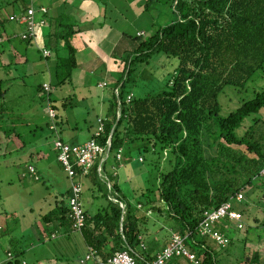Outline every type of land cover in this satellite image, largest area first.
<instances>
[{"label": "trees", "instance_id": "trees-1", "mask_svg": "<svg viewBox=\"0 0 264 264\" xmlns=\"http://www.w3.org/2000/svg\"><path fill=\"white\" fill-rule=\"evenodd\" d=\"M39 1L12 2L18 9L13 14L16 17L28 14L31 8L37 11L36 35L23 38V32L4 33L6 19L0 18L4 30L0 32L1 45L15 38L29 47L37 45L41 27L52 21L49 8ZM155 3L168 6L174 17L136 51L126 53L100 137V143L107 145L114 133L110 156L113 153L116 160L120 150L124 158L138 155L139 160L143 158L141 162L152 155L151 172L159 170L155 189H142L141 197L132 200L114 183L115 202L109 198L108 184L100 177L98 162L91 173L97 178L96 185L105 191L107 203L92 217L86 210L84 234L106 263L117 252L128 249L141 264H151L159 252L156 254L157 247L151 245V249L144 250L143 235L152 211L167 217L165 225L170 232L188 236L187 245L196 261L179 256L175 264H264L260 250L247 254L244 248L240 255L233 252L235 240L230 232L236 224L229 219L213 229L225 235L226 243L213 238L212 232L203 233L206 213L228 201L242 213L248 232L264 225V85L250 88L258 78H264V0H149L146 11ZM44 7L47 12L42 11ZM68 11L56 18L55 43L48 33L47 45H55L57 58L53 83H47L50 90L45 89V83L38 87L39 93L46 94L47 107L56 112L51 118L57 127L62 118L52 98L53 85L62 89L71 84L79 65L73 36L80 30ZM9 20L26 30L27 23L17 18ZM13 50L18 55L20 48ZM3 52L0 50L1 62ZM161 53L178 60L167 87L138 93V73ZM43 55L51 54L45 55L43 50ZM228 92L238 99L237 107L230 111L222 103ZM7 93L1 90L0 96ZM69 99L73 97L63 98L64 107L70 104ZM14 133L19 147H23L21 135H10ZM10 135L7 143L13 140ZM241 193L246 197L238 200ZM121 203L126 204L125 209ZM60 206L62 210L55 215H46L47 222L60 220L73 226L69 204L62 200ZM91 223L94 227L89 229ZM7 254L8 260L0 264H27L18 258V248H10Z\"/></svg>", "mask_w": 264, "mask_h": 264}, {"label": "crops", "instance_id": "crops-1", "mask_svg": "<svg viewBox=\"0 0 264 264\" xmlns=\"http://www.w3.org/2000/svg\"><path fill=\"white\" fill-rule=\"evenodd\" d=\"M116 1L118 0L39 1L49 8V17L52 19L51 25L49 24L41 27L36 45L38 50L41 51L43 58L46 59V68L49 70L51 81L54 78L57 58L54 56L56 49L53 47L55 45L53 44L52 47H48L47 45L50 40L48 33L50 36H53L52 40L53 43H55L56 38L54 37V33L56 31V18L64 13L66 9H69L68 12L72 14L71 19L77 21L76 28L80 30L79 33L73 36V43L77 48L79 65L74 71L71 85L82 89L84 86L88 85L89 80L97 76V85L101 88H105L111 85L112 80H115V82L118 80L123 70V60L126 57V53L136 51L141 43L155 33L157 31L155 29L159 28L157 26L159 10L156 12L157 15L154 11L155 4L159 3H155L153 7L151 6L149 10L150 13L147 15L149 17L148 25L155 28L152 33L148 34L146 30L138 29V25L136 24V20L143 21V19L140 20L139 18L143 17L144 13L148 11H145L141 17L137 14L135 15L136 17H130L126 15L124 10L118 5L119 1L118 3ZM140 1L141 0H124V3L133 10L132 6ZM142 5L144 4H141V6ZM140 11L143 12L144 9ZM13 14L14 12L10 17ZM173 17L166 18L163 23L166 24L168 21H171ZM15 29L18 31V34L24 31L21 25H16ZM4 48L3 45V48H0V50L2 51ZM29 48L28 45L24 48L22 46V49L25 50H29ZM43 50H50L51 55L45 57L43 55ZM25 54L26 53L20 57L18 53V67H20L19 65L21 64H28L30 62V57H28V54ZM27 57L28 59H26ZM23 76L18 69V77L22 78ZM26 80V78H22V81L18 82V90L19 85L26 83ZM47 83L48 82H45V84ZM114 90L113 87L111 92H106L99 97V106H101V110L96 119L91 122L84 120L85 123L83 125L87 128L88 134L84 132L82 125L77 122L76 124H71L69 119H62V124L57 127V130H54L51 128L54 122L50 116L51 121L49 123V129L54 136L52 147L55 150L53 152L54 154H50L49 151H34L23 155L27 161L22 163L24 167L19 168L21 173H19L18 177V239H11L10 241L18 242V258H22L27 264H71V257L79 258L81 264H109V262L106 263L104 261L102 253L89 243L84 231H75L71 223L66 224L60 220L48 223V217L46 215L49 213L55 215V212L61 211L62 207L60 205L62 200H66V204H69L68 200L71 195V184L67 183V185H61V176L65 178V176L68 177V175L58 159L55 140L60 137L74 144L88 142L98 127V120L100 118L108 120L110 113L109 106L113 99ZM83 99L87 100L88 97L84 96ZM107 103L108 105H106ZM34 156L40 157L47 162L46 166L48 171L46 174L49 180L55 185L56 193L52 191L51 186L47 188L45 184L41 183V169L34 163ZM107 160L103 164L105 168H103V165L99 166L100 177L110 188L111 193H109V198L118 202L115 193H112V185L118 182L112 180V177L108 174L109 168H107ZM122 160H124V155L122 159L117 158V161ZM32 169H34V172ZM112 169L117 170L118 168L113 165ZM114 176H118L117 171L114 173ZM1 181L2 185L5 184L4 179H1ZM96 181L97 178L93 173L81 178V182L84 184L85 188L84 193L88 191L89 194V196L86 197L90 205V207H86L89 217L96 215L107 203L106 198L103 197L105 191L101 190V187L96 185ZM118 184L120 185V183ZM24 190L25 193H23ZM0 200H3V198L1 197ZM121 205L124 209L126 208V204L121 203ZM139 206L141 207V205ZM35 208H39V211L35 212ZM11 210L14 214V209ZM2 214L9 217L8 211H4ZM149 222L150 225L146 226L147 230L143 235L146 240L143 246L145 251L150 248V245L151 248L153 246L157 247V254L158 252L160 253L162 248L168 245L174 232L169 231L168 233L171 234L165 238L162 232L167 229L166 225H162V221L155 218H153V220L149 218ZM161 226H164V228H160ZM93 227L94 224L91 223L89 229ZM92 250L95 251V254L91 258H88ZM4 254H7V251ZM28 254L32 255L31 258ZM7 255L3 258L0 257V262H6L8 260ZM63 256L64 259L62 261L61 259Z\"/></svg>", "mask_w": 264, "mask_h": 264}, {"label": "rangeland", "instance_id": "rangeland-1", "mask_svg": "<svg viewBox=\"0 0 264 264\" xmlns=\"http://www.w3.org/2000/svg\"><path fill=\"white\" fill-rule=\"evenodd\" d=\"M14 1L15 0H0V18L6 19L5 25L7 28V31L4 32L3 28L0 27V32L2 33L13 34L16 31L15 21L9 20V18H11L10 15L14 11H18L17 7L12 5V2ZM118 1H116L118 5H120L126 15L130 17L135 16L136 14L141 17L146 11V4L149 2V0H141L139 3L133 5V10H131L128 5L124 3V0ZM141 4L144 5L141 6ZM165 7L166 6L163 4H155L154 11L156 15L157 10H159V19L157 18L158 27L164 24L163 21L166 18H172L174 16L170 9H168V6ZM143 9V12L140 11ZM149 13L150 11L144 13L143 17L139 18L140 20L143 19V21L136 20V24L138 25L137 28L146 30L148 34L152 33L155 29L153 26L148 25L149 17L147 15ZM3 45L6 50L4 49L3 52V63L0 61V79H3V83H0V93L1 90H8V93L4 96H0V198H3V200H0V257L2 258L7 255L4 253L10 248H18V242H11L10 240L18 239V177L19 173H21L19 168L24 167L22 163L27 161L23 155L34 151H49L50 154L55 151L52 148L54 136L49 129L51 119L47 107V97L46 94L39 93L38 91L40 84L52 82L49 70L46 68V59L43 58L41 51L38 50L35 45L30 46L29 50L22 49V46L24 48L26 45L18 38L13 39V42L6 40V43H3L2 45L0 44L1 49L3 48ZM14 47H17V50L18 47L20 48V57L24 55V52L28 54V57H30V62L28 64H21L19 65L20 67H18V55L13 50ZM50 54L51 52L48 50L46 55ZM5 61L7 63L12 62L13 64H4ZM177 65L178 60L175 58H169L165 53L156 55L151 61V64L144 66V69L142 70L143 72L141 71L142 73H138V77H136L137 87H134H136L138 93H140V90H165L167 82L173 76V71ZM18 69L22 76L24 75L22 78L27 79L26 83L19 85V90L18 82H21L22 78L18 77ZM97 82V76H94L89 80L88 85L84 86L82 89L76 88V86L71 84H67L62 89L53 85L52 98L55 102L57 101L60 117L64 120L69 119L71 124H76V122L79 123L83 126L82 129H84L86 134H88V130L83 125L85 123L84 120L91 122L96 119L101 110V106H99V97L106 92H111L113 86L116 84L115 80H112L110 86L101 88L97 85ZM263 85L264 78H258L253 82L250 88L251 90H256ZM64 96L73 97V99H69L72 103L69 102L70 104L66 107H64L63 104ZM84 96H87L88 99L84 100ZM237 100L235 94L231 92H228V94L223 96L222 103L224 104L226 111L236 108ZM106 105H108V103ZM12 128L15 130L10 131L9 129ZM10 132H16L21 135L20 140L21 143L24 144L22 148L18 145V135H15V133L10 135ZM9 135L13 140H11L10 143H7L6 140ZM114 157L115 155L112 153L107 160V168H109L108 174L112 177V180L120 183L122 190L129 198L135 200L137 197H141V193L143 192L142 189H155L159 170L151 172L153 167L152 155H148L146 162H141L138 155H133L132 157L125 156L122 161H117ZM33 160L36 166L41 169V183L45 184L47 188L51 186L52 191L56 193L55 185L49 180L48 175L46 174L48 171L46 166L47 162L37 156H34ZM113 165L118 169L113 170ZM116 171L118 176H114ZM1 179L5 180V184H1ZM60 181L61 185H67V183L71 184V181L67 176H65V178L61 176ZM23 193H25V190ZM87 196H89L88 191H85L83 194L85 208L90 207L87 202ZM245 197L246 195H244V198ZM11 209H14V214ZM4 211L9 212V217L2 214ZM38 211L39 208H35V212ZM148 214L151 220H153V218L160 219L162 225H165V220L167 218L165 215L153 213L152 211ZM149 223L148 220L146 225H150ZM236 226H232L230 232L231 238L235 240L233 252L236 255H240L244 248L247 250V254H252L254 251L260 250L263 253L264 259V225L260 226L261 228H257L256 231L248 232L247 221L245 222L244 219L243 228ZM160 228H164V226H161ZM168 232L169 230L167 229L162 232L165 238L171 234ZM247 243L249 245H247ZM29 256L31 258L32 255L30 254ZM63 259L64 256L61 260L63 261ZM70 263L81 264L77 257H71Z\"/></svg>", "mask_w": 264, "mask_h": 264}, {"label": "built area", "instance_id": "built-area-1", "mask_svg": "<svg viewBox=\"0 0 264 264\" xmlns=\"http://www.w3.org/2000/svg\"><path fill=\"white\" fill-rule=\"evenodd\" d=\"M43 12H47V8H42ZM37 11L34 8L29 9L28 14L16 17L11 16V19H18L22 24L27 23L26 30L23 31V38H28L36 35L37 27ZM44 21H42L43 23ZM48 50H44L46 55ZM51 86L45 84V89L50 90ZM49 112L52 118L56 116V112L53 108L49 107ZM106 119L100 118L98 120V127L95 131V136L88 142L83 144H74L57 138L55 140V147L58 151V159L63 165L70 181H71V195L69 197L70 217L73 222V228L75 231L82 232L87 225V213L83 202L84 184L81 182V178L91 173L94 166L99 162V165L103 163L110 156V150L112 146V140L109 139L107 145L100 143V137L105 131ZM52 129L57 130L56 123L51 126ZM118 159L123 158V150H120L117 156ZM143 161V158H141ZM81 169V172L79 171ZM34 172V169H32ZM264 174V170H263ZM244 195L241 193L238 195V200H242ZM224 219H229L232 223L236 224L240 228H243L244 221L241 212L233 208L231 201L226 202L218 209H213L206 213V219L203 222V233L212 232V237L216 238L220 243H226L227 238L224 234L218 231L213 232L216 224ZM188 236H183L180 233H173L171 242L158 253L157 259L151 264H175L174 259L179 256H184L191 260L196 261V255L189 249L187 245ZM95 254L92 250L88 258H91ZM198 263V262H197ZM109 264H141L136 257H134L128 249L117 252L110 260Z\"/></svg>", "mask_w": 264, "mask_h": 264}, {"label": "water", "instance_id": "water-1", "mask_svg": "<svg viewBox=\"0 0 264 264\" xmlns=\"http://www.w3.org/2000/svg\"><path fill=\"white\" fill-rule=\"evenodd\" d=\"M114 133L111 134L110 139L112 140Z\"/></svg>", "mask_w": 264, "mask_h": 264}]
</instances>
